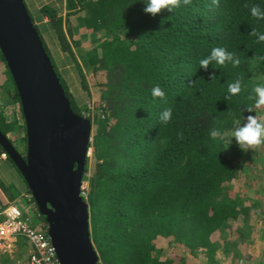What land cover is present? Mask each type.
I'll return each instance as SVG.
<instances>
[{
  "label": "trees",
  "instance_id": "trees-1",
  "mask_svg": "<svg viewBox=\"0 0 264 264\" xmlns=\"http://www.w3.org/2000/svg\"><path fill=\"white\" fill-rule=\"evenodd\" d=\"M256 5L264 8V0H219L218 5L191 0L155 16L144 12V0H65L64 16L54 6L41 7L47 37L65 55L64 65L71 66L83 91L88 92L86 74L96 80L99 95L92 109L74 100L64 77L68 70L58 71L25 6L71 109L92 125L82 199L98 264H178L162 256L159 238L171 239L206 264L240 262L236 243L224 237L231 223L240 221L243 229L258 203L246 206L231 192L243 149L232 142L224 150L228 145L210 132L231 128L233 114L246 122L248 115L264 111L255 108L253 98L254 87L264 84V43L251 35L264 32V20L251 15ZM73 27L82 33L77 41ZM215 47L234 53L240 65L200 69L199 61ZM0 62L6 93L20 105L1 53ZM213 72L217 79L211 81ZM237 79L243 92L225 100L228 85ZM156 86L165 91L164 99L152 96ZM167 108L173 117L163 123L159 117ZM15 125L0 113V132L11 144L7 135ZM23 129L26 151L25 124ZM216 234L221 244L213 243ZM9 259L4 256L0 264H15Z\"/></svg>",
  "mask_w": 264,
  "mask_h": 264
},
{
  "label": "water",
  "instance_id": "water-1",
  "mask_svg": "<svg viewBox=\"0 0 264 264\" xmlns=\"http://www.w3.org/2000/svg\"><path fill=\"white\" fill-rule=\"evenodd\" d=\"M0 53L25 124V158L0 132V147L44 219L60 264H98L81 185L92 125L73 112L23 0H0Z\"/></svg>",
  "mask_w": 264,
  "mask_h": 264
},
{
  "label": "rangeland",
  "instance_id": "rangeland-1",
  "mask_svg": "<svg viewBox=\"0 0 264 264\" xmlns=\"http://www.w3.org/2000/svg\"><path fill=\"white\" fill-rule=\"evenodd\" d=\"M23 1L25 4L26 1ZM25 6L27 7L26 4ZM31 13L33 14V12ZM73 28L77 31L75 27ZM37 29L39 30V28ZM75 36L76 35H74V40H76ZM51 58L55 65H57L56 68L58 71H62V69L59 68L56 58L54 56ZM64 77L66 78V85L74 100L77 101L80 106L84 105L86 108L92 109L95 98L99 95V90L95 87L94 83L96 82L95 78L92 77V75L86 74V83L88 85L87 92L83 91L79 84L78 77L75 74H64ZM5 84H7L5 67L0 62V113H2L6 122H16L13 131L9 132L7 136L12 142V145L24 156L25 135L22 112L20 110V105L17 102H13L12 99L8 97ZM12 95L13 90L11 88L10 96ZM93 114L94 113H91L90 115ZM262 114H264V111L255 115L262 116ZM85 116L87 117L88 115ZM233 142H235L234 138ZM262 149H264V145L249 148L247 151L242 150L241 157L243 162L238 168V179L231 186V192L236 196H240V198L244 200L246 206H252V202L258 203L247 216L243 229H241V225L243 224H241L240 221H236L229 224V229L226 231L225 240L235 242L239 249V261L241 260V262L237 264H264V150ZM88 157L91 158V150H89ZM21 187L26 188V185L20 174L11 162L7 161L4 155H1L0 202L6 203V198L1 193L6 190L16 199L17 206L22 211L23 217L30 219L34 225H37L39 224V213L36 211L33 212V208L36 207L34 203L28 202V200L23 197L20 191ZM245 200H247V202ZM248 227H250L251 230H248ZM212 240L213 243H222L218 234L214 235ZM13 243L16 244L17 249L7 255L10 258L9 260L14 261L15 264H27L25 260L28 258L27 250L29 246L27 242L22 238H15ZM157 248L161 251L162 256H169L178 264H206L203 259L194 258L189 255L190 253L186 252L181 246L175 245L171 239L159 238L157 241ZM20 252H24L23 257L19 256ZM224 264H229V260H224Z\"/></svg>",
  "mask_w": 264,
  "mask_h": 264
},
{
  "label": "clouds",
  "instance_id": "clouds-1",
  "mask_svg": "<svg viewBox=\"0 0 264 264\" xmlns=\"http://www.w3.org/2000/svg\"><path fill=\"white\" fill-rule=\"evenodd\" d=\"M191 0H144L145 7L144 12L155 16L160 13L162 9H167L173 12L183 3L184 5L190 4ZM214 4L219 3V0H213ZM251 15L257 20H264V8L259 5L251 7ZM252 36L256 37V43H264V32H259L252 30ZM215 63L216 65L223 66L227 63H231L233 66H239L241 60L235 56L234 53L229 52L225 47H215L212 49L211 54L206 58L199 61L200 69L207 71L209 65ZM211 81L217 79L215 72L212 73L210 77ZM244 90V85L241 79L235 80V82L228 85V96L225 100L231 99L240 95ZM254 100L255 108L264 109V84H257L254 89ZM151 94L154 98L164 99L166 96L165 91L160 87L156 86L151 90ZM247 111H253L251 108H247ZM173 117V111L171 108L165 109L160 114V120L163 123H168ZM213 139H218L225 142L228 146L224 149H228L233 142H235L241 147V149L247 151L249 148L255 146L264 145V114L262 116L258 115H248L246 118L239 117L238 113L233 114L232 127L229 129L221 130L220 127L213 128L210 132Z\"/></svg>",
  "mask_w": 264,
  "mask_h": 264
},
{
  "label": "built area",
  "instance_id": "built-area-1",
  "mask_svg": "<svg viewBox=\"0 0 264 264\" xmlns=\"http://www.w3.org/2000/svg\"><path fill=\"white\" fill-rule=\"evenodd\" d=\"M87 184L82 181L81 197H86ZM34 225L28 218H24L16 203L0 202V259L17 249L15 238L24 239L27 250V264H60L56 259V252L47 234V228L42 224Z\"/></svg>",
  "mask_w": 264,
  "mask_h": 264
},
{
  "label": "crops",
  "instance_id": "crops-1",
  "mask_svg": "<svg viewBox=\"0 0 264 264\" xmlns=\"http://www.w3.org/2000/svg\"><path fill=\"white\" fill-rule=\"evenodd\" d=\"M25 1H26L25 4L27 5L28 11L30 12V14L35 19L34 22H35L36 26H38L40 28L41 32L44 33L43 34V36H44L43 38L46 41L47 47L49 45L48 50L50 51L51 55L56 58V60L58 62V65H60L59 68L62 69V70H68V72L66 73L68 75L69 74H75L74 71L71 69L70 65H67V64L64 65V63L66 62L65 61L66 59L64 58L65 55H63V53L61 52L59 47L55 46L52 43V41L50 40V38L47 37L48 29H47V27H45V25L47 24V19L43 18V20H42V18L40 17V14H39V10H40L41 7H43V6H54V7L58 8V9H60L61 10V13H60L61 16H64L65 13H66V11H65V0H25ZM31 12H33V14ZM80 32L81 31L79 30L77 35L75 36L76 37V41L80 39V36L82 34ZM20 191H21V194L23 195V197L28 200V202L34 203L32 198H31V196L28 194L27 188H24V187L22 188L21 187ZM1 193L6 198V203L5 204L12 203V202L16 203V199L12 195H10L6 190L2 191ZM35 211L38 212L37 208H33V212H35ZM240 262H241V260H240Z\"/></svg>",
  "mask_w": 264,
  "mask_h": 264
}]
</instances>
